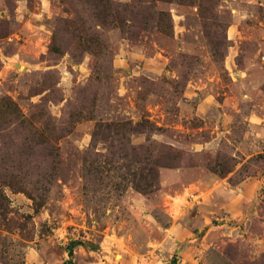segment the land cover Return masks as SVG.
I'll list each match as a JSON object with an SVG mask.
<instances>
[{"label": "rangeland", "instance_id": "374dc122", "mask_svg": "<svg viewBox=\"0 0 264 264\" xmlns=\"http://www.w3.org/2000/svg\"><path fill=\"white\" fill-rule=\"evenodd\" d=\"M0 264H264V0H0Z\"/></svg>", "mask_w": 264, "mask_h": 264}, {"label": "crops", "instance_id": "0c3cea01", "mask_svg": "<svg viewBox=\"0 0 264 264\" xmlns=\"http://www.w3.org/2000/svg\"><path fill=\"white\" fill-rule=\"evenodd\" d=\"M237 22L240 21V13L236 14V19ZM233 32H232V36L229 35V32L227 31V36L229 39H232L234 41V43H237L240 40V35H241V31H240V26L238 25H233ZM239 49L237 48L236 45H231L230 47H228V54L226 55V58L224 60V65L226 68H230L233 72V75L237 78H240V69H236L237 65L234 61V58L236 57V55H238L239 53ZM124 54L122 55L121 58H119L118 60V68L124 69L126 66H128V62L136 59H140V65H141V69L142 72L144 74H147L149 76H157L158 74H160V72H162V69L164 68L165 63L160 60L157 57H145L142 56L141 54H138L136 52H123ZM236 70H235V69ZM234 69V70H233ZM193 93H195L193 91ZM210 96V95H209ZM201 105L202 106H210V99L209 97L204 96L203 99H201ZM201 109V108H200ZM245 184L247 182H244ZM255 184L254 181H249L246 186H242V188H244V195H245V189L250 190V188Z\"/></svg>", "mask_w": 264, "mask_h": 264}]
</instances>
